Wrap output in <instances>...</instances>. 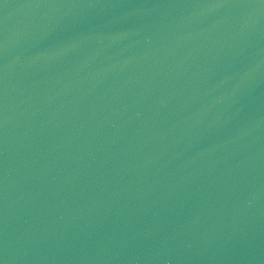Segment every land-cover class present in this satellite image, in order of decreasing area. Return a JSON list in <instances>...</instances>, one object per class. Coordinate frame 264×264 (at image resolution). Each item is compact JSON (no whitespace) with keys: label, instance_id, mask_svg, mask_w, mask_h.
Returning <instances> with one entry per match:
<instances>
[{"label":"water","instance_id":"obj_1","mask_svg":"<svg viewBox=\"0 0 264 264\" xmlns=\"http://www.w3.org/2000/svg\"><path fill=\"white\" fill-rule=\"evenodd\" d=\"M2 264H264V147Z\"/></svg>","mask_w":264,"mask_h":264}]
</instances>
